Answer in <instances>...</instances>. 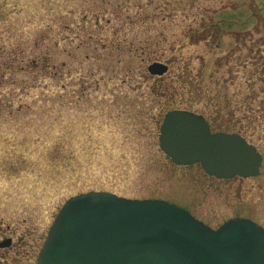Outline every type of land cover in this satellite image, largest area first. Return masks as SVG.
Here are the masks:
<instances>
[{"label": "rangeland", "instance_id": "1", "mask_svg": "<svg viewBox=\"0 0 264 264\" xmlns=\"http://www.w3.org/2000/svg\"><path fill=\"white\" fill-rule=\"evenodd\" d=\"M0 64L8 264H35L64 201L90 191L264 229V0H0ZM170 110L238 132L263 157L259 176L172 164L157 141Z\"/></svg>", "mask_w": 264, "mask_h": 264}, {"label": "water", "instance_id": "2", "mask_svg": "<svg viewBox=\"0 0 264 264\" xmlns=\"http://www.w3.org/2000/svg\"><path fill=\"white\" fill-rule=\"evenodd\" d=\"M147 71L161 76L167 66L153 62ZM158 146L173 164H199L216 179L255 177L261 164L243 137L211 133L202 116L184 110L164 115ZM37 264H264V230L244 218L212 229L163 200L90 191L62 205Z\"/></svg>", "mask_w": 264, "mask_h": 264}, {"label": "flooded vegetation", "instance_id": "3", "mask_svg": "<svg viewBox=\"0 0 264 264\" xmlns=\"http://www.w3.org/2000/svg\"><path fill=\"white\" fill-rule=\"evenodd\" d=\"M155 62H158V61H155ZM167 71H168V66H167ZM167 71L164 74H166ZM164 74H162L161 76H163ZM152 76H154V75H152ZM161 76H155V77H158L159 78ZM208 122H209V120H208ZM209 124H210V127H211L212 125H211L210 122H209ZM4 241H8V244H7L6 247H0V250H5L4 253L0 254V260H1L0 262H2V260H4L5 264H8L9 263V260H10V255L8 253L13 249L14 239L11 236H8L7 238H4L3 240H1L0 243L1 242H4ZM42 244H43V242H42ZM41 247H42V245H41ZM41 247H40V249H41ZM13 254H15V252H13ZM37 256H38V253L36 255V259H37Z\"/></svg>", "mask_w": 264, "mask_h": 264}, {"label": "trees", "instance_id": "4", "mask_svg": "<svg viewBox=\"0 0 264 264\" xmlns=\"http://www.w3.org/2000/svg\"><path fill=\"white\" fill-rule=\"evenodd\" d=\"M1 67H2V65L0 64V85H1V83H2L1 78L3 77V74H1ZM5 68H6V66H5Z\"/></svg>", "mask_w": 264, "mask_h": 264}]
</instances>
